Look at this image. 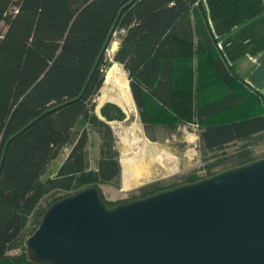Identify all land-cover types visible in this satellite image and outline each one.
Returning a JSON list of instances; mask_svg holds the SVG:
<instances>
[{"label":"trees","instance_id":"1","mask_svg":"<svg viewBox=\"0 0 264 264\" xmlns=\"http://www.w3.org/2000/svg\"><path fill=\"white\" fill-rule=\"evenodd\" d=\"M120 15V16H119ZM0 264H38L19 249L30 219L40 226L54 203L90 187H121L112 122L123 109L97 99L113 65L124 68L146 129L194 126L203 178L139 188L143 198L257 159L264 97L239 81L221 55L203 0H0ZM114 35L119 46L109 59ZM100 139L91 168V135ZM152 141H156L152 138ZM238 146L228 163L227 150ZM70 149L54 176L51 164ZM222 169L214 171L215 168ZM58 195L46 207L41 202ZM27 243V241H26Z\"/></svg>","mask_w":264,"mask_h":264},{"label":"water","instance_id":"2","mask_svg":"<svg viewBox=\"0 0 264 264\" xmlns=\"http://www.w3.org/2000/svg\"><path fill=\"white\" fill-rule=\"evenodd\" d=\"M26 247L38 264H264V158L111 207L87 188Z\"/></svg>","mask_w":264,"mask_h":264},{"label":"rangeland","instance_id":"3","mask_svg":"<svg viewBox=\"0 0 264 264\" xmlns=\"http://www.w3.org/2000/svg\"><path fill=\"white\" fill-rule=\"evenodd\" d=\"M5 30V26L2 25L0 28V35L3 34ZM113 42L119 44L120 40L117 35H114ZM110 48L107 50V55L109 59H113L117 50L112 53L110 52ZM115 65L116 74L114 76L116 81L122 79L123 76L128 80V75L124 68L118 64ZM125 88L126 86L123 85L122 94H120L117 92V87L110 83L104 85L97 99L98 107L96 113L100 116V105L121 97L122 106L118 102H115L124 109L123 111L126 114V119L111 125L118 139L117 145L120 151V161H122V165L125 162H139L146 172V177L134 183V186L132 185L133 187L129 190L120 189L121 187H116L115 185H110V187L100 185L105 199L113 203L128 201L133 195L139 194L137 191L139 188L151 183H158L161 187H167L174 184H182L193 175L199 178L206 176L207 165L214 163L216 160H212L208 163L203 162L200 153L198 130L192 126H182L175 131L162 127H151L146 129L140 120L131 92H125ZM152 138L156 141H152ZM238 147L239 145L231 146L230 149L227 150L228 156L226 159L228 163L233 159V154ZM90 148L91 168L95 170L100 156V139L96 134L91 135ZM251 151L253 158L257 160L264 158V137ZM69 152L70 149H66L62 156L51 164L47 173L49 177L54 176L56 170L64 162ZM220 169L222 168L218 167L215 168L214 171ZM57 196L58 195L50 194L41 202L40 207H46L47 204ZM35 220L36 218L33 217L30 219L27 229L24 232L23 243L20 248L9 252V255H19L24 251L26 241L30 238L32 231L36 227Z\"/></svg>","mask_w":264,"mask_h":264},{"label":"crops","instance_id":"4","mask_svg":"<svg viewBox=\"0 0 264 264\" xmlns=\"http://www.w3.org/2000/svg\"><path fill=\"white\" fill-rule=\"evenodd\" d=\"M203 2L211 31L218 41L225 62L235 69L239 81L247 89L259 97H264V0ZM108 102L118 105L115 101ZM113 123L117 122L110 124ZM123 173L122 165L120 189L129 190L134 185L125 188Z\"/></svg>","mask_w":264,"mask_h":264},{"label":"bare ground","instance_id":"5","mask_svg":"<svg viewBox=\"0 0 264 264\" xmlns=\"http://www.w3.org/2000/svg\"><path fill=\"white\" fill-rule=\"evenodd\" d=\"M118 46L119 44L117 42H113L110 48V52L113 53L114 51H116L118 49ZM115 66L116 65H113V67L110 68L109 71L107 72L104 85L110 83L111 85L117 87L118 91L117 90L116 91L119 92L120 94H122V86L125 85L126 86L125 92L129 93L130 92L129 83L128 80L125 78V76H123L122 79L116 81V78L114 76L116 74ZM114 101L118 102L121 106L123 105L121 97L116 98ZM123 165H124L123 181L125 188L131 187L134 183H137L140 180H142L144 177H146V172L143 169V166H141L139 162H129V163L125 162Z\"/></svg>","mask_w":264,"mask_h":264}]
</instances>
